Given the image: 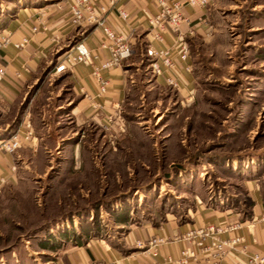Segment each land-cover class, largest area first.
<instances>
[{"label": "rangeland", "instance_id": "rangeland-1", "mask_svg": "<svg viewBox=\"0 0 264 264\" xmlns=\"http://www.w3.org/2000/svg\"><path fill=\"white\" fill-rule=\"evenodd\" d=\"M21 1L0 0V18ZM213 10L210 34L189 44L194 98L157 81L141 43L123 127L111 136L77 122L70 80L46 65L15 104L0 103V129L26 118L52 151L27 146V166L13 165L20 180L0 190V264H53L56 253L41 244L62 247L89 223L110 244L138 248L135 233L144 225L188 220L197 205L246 212L252 181L264 202V0H218ZM75 141L82 167L65 166L60 178L72 153L58 147Z\"/></svg>", "mask_w": 264, "mask_h": 264}, {"label": "crops", "instance_id": "crops-1", "mask_svg": "<svg viewBox=\"0 0 264 264\" xmlns=\"http://www.w3.org/2000/svg\"><path fill=\"white\" fill-rule=\"evenodd\" d=\"M102 4H110V0H99ZM218 1V0H217ZM201 9L184 7L182 14L185 21L181 25L188 44L192 39H203L211 32L210 19L213 16L214 6ZM116 7L125 10L129 19L124 22L115 13H109L106 23L117 33L126 36L133 48V54L118 66L109 69L102 68L104 62L111 57L110 50L103 47V34L94 27H76L70 22L67 8V0H22L18 9L12 14H2L0 27V40L6 37L10 43L0 48V68L4 69L6 75L0 82V103L8 105L15 104L23 94L41 68L52 71L60 57L72 46L83 41L91 50L92 64L76 65L72 71L64 74L70 80L72 95L78 99L77 105L69 110L79 124H94L102 132L103 136L112 135L113 132L122 130V106L130 86L131 60L141 43L146 47L149 42L148 20L158 12L156 0H119ZM33 27L38 31L33 32ZM28 36L29 43L23 48H16V44ZM177 34L172 31L164 34L162 43L153 42L156 50L171 48L176 41ZM190 46V45H189ZM191 50V48H190ZM193 68L192 50L191 58L187 62ZM179 63L180 69L176 72L178 88L174 89L180 98L191 101L196 92V79L194 71L187 72ZM45 69V70H46ZM107 80L108 88L106 94L99 93V83L94 72ZM159 83L166 86L161 79ZM94 97L100 109L94 110L89 101ZM20 123V122H19ZM25 118L21 125L25 127ZM31 125V124H30ZM0 129L10 135L13 128L20 127L7 125ZM22 139L17 143L14 152L0 151V179H6V184L12 185L20 180V171H12L15 163L22 162L27 166V157L22 150L27 146L36 154L41 149L52 155L51 148L47 146L45 134ZM15 130V131H16ZM50 135V134H49ZM1 138L0 135V140ZM61 151H70L72 155L65 157L61 165L60 178L64 177L65 166H72L74 170L82 167L83 160L80 157L81 145L79 141L67 144L60 148ZM58 150V149H57ZM91 150V147H88ZM52 158L49 159L51 166ZM86 165V164H85ZM19 166V164H17ZM49 167V166H48ZM70 168V169H71ZM78 168V169H77ZM69 169V170H70ZM69 177V176H68ZM249 200L252 207L246 212L236 211L230 206H196L188 220L168 219L160 225H144L135 234L137 240L146 243V248L117 247L103 238L100 226L93 223L85 224L84 233L78 236L68 235L64 245L58 249L53 264H171L172 261L181 259L184 250L192 252L187 264H215L217 256L221 253L215 244L231 242L236 237H242L243 241L237 244L225 245L222 249V257L218 264H251L254 256L264 257V223L260 216L264 213L263 197L259 185L255 181L250 182ZM239 223L241 228L237 231L230 230V226ZM124 224V222H119ZM212 226L218 232H212L206 238L205 245L210 247L208 253H204L197 241L200 238L187 240L188 232L194 229H205ZM156 238H164L166 241L154 248L148 246L149 242Z\"/></svg>", "mask_w": 264, "mask_h": 264}, {"label": "built area", "instance_id": "built-area-1", "mask_svg": "<svg viewBox=\"0 0 264 264\" xmlns=\"http://www.w3.org/2000/svg\"><path fill=\"white\" fill-rule=\"evenodd\" d=\"M119 0H110V4H102L99 0H67V8L70 15V22L76 27H94L99 29L103 34V47L110 50L111 57L104 62L102 68L109 69L113 66L120 65L123 61L128 60L133 54V48L129 39L117 32H115L107 23L106 18L109 13H115L118 18L126 22L129 19L127 12L121 8L116 7V2ZM217 0H156L158 5V12L155 16L148 20L149 26V42L146 50V55L149 58V67L156 79H161L164 84L172 89L178 88V80L176 77L177 70L180 69L179 63L183 65L187 72H192L193 68L187 64L191 58V50L187 40L181 31V25L185 21L182 14L184 7L192 8H207L214 4ZM33 32L38 31L37 27H33ZM172 31L177 34L175 44L171 48L156 50L153 47V42L162 43L163 36L167 32ZM28 36H24L22 41L16 44V48H23L29 43ZM10 40L2 37L0 40V48L8 45ZM78 64L90 65L92 64V53L89 47L83 42H78L66 51L57 62L52 70L54 74L65 73L72 71ZM181 65V66H182ZM6 72L0 68V82L4 79ZM95 78L99 83V93L106 94L108 82L104 79L98 71L94 72ZM90 105L94 110L100 109L94 97H89ZM33 137V131L30 123H26L23 128L20 126L15 132L11 133L8 139L0 140V150L12 152L15 150L17 143L22 139H30ZM12 171L16 170L12 166ZM6 185V179H0V190ZM260 221L264 223V213L260 216ZM241 228V224L236 223L230 226V230L237 231ZM212 226L205 229H194L188 232L186 239L200 238L197 245L204 252L208 253L210 247L205 245V240L212 232H218ZM166 240L164 238H156L149 242L148 246L151 248L162 245ZM242 237H236L231 242H220L215 244L221 253L217 256L215 264H218L222 257V249L225 245L237 244L242 242ZM146 245L142 242L138 243V248L143 249ZM194 254L187 250L181 253V259L172 261L171 264H187L189 257ZM251 264H264V257L254 256Z\"/></svg>", "mask_w": 264, "mask_h": 264}, {"label": "trees", "instance_id": "trees-1", "mask_svg": "<svg viewBox=\"0 0 264 264\" xmlns=\"http://www.w3.org/2000/svg\"><path fill=\"white\" fill-rule=\"evenodd\" d=\"M42 249H45V250H49V251H53V252H57L58 249H60V245H55L53 247H50L49 244L47 243H43L41 244L40 246Z\"/></svg>", "mask_w": 264, "mask_h": 264}]
</instances>
